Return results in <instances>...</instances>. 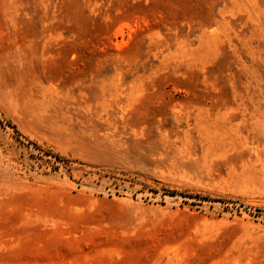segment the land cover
Instances as JSON below:
<instances>
[{"label": "rangeland", "instance_id": "obj_1", "mask_svg": "<svg viewBox=\"0 0 264 264\" xmlns=\"http://www.w3.org/2000/svg\"><path fill=\"white\" fill-rule=\"evenodd\" d=\"M0 264H264V0H0Z\"/></svg>", "mask_w": 264, "mask_h": 264}]
</instances>
